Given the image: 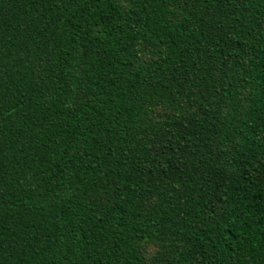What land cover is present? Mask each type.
<instances>
[{"label": "trees", "instance_id": "trees-1", "mask_svg": "<svg viewBox=\"0 0 264 264\" xmlns=\"http://www.w3.org/2000/svg\"><path fill=\"white\" fill-rule=\"evenodd\" d=\"M0 264H264V0H0Z\"/></svg>", "mask_w": 264, "mask_h": 264}]
</instances>
